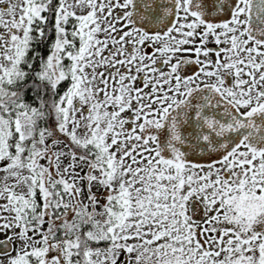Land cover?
I'll list each match as a JSON object with an SVG mask.
<instances>
[{
  "label": "snow or ice",
  "instance_id": "obj_1",
  "mask_svg": "<svg viewBox=\"0 0 264 264\" xmlns=\"http://www.w3.org/2000/svg\"><path fill=\"white\" fill-rule=\"evenodd\" d=\"M0 264H264V0H0Z\"/></svg>",
  "mask_w": 264,
  "mask_h": 264
}]
</instances>
